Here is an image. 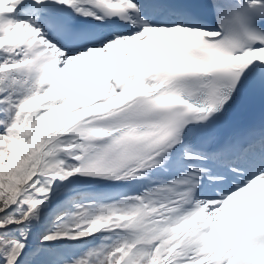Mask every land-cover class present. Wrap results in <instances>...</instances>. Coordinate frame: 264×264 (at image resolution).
Here are the masks:
<instances>
[{"label":"snow or ice","instance_id":"obj_1","mask_svg":"<svg viewBox=\"0 0 264 264\" xmlns=\"http://www.w3.org/2000/svg\"><path fill=\"white\" fill-rule=\"evenodd\" d=\"M0 264H264V0H0Z\"/></svg>","mask_w":264,"mask_h":264}]
</instances>
